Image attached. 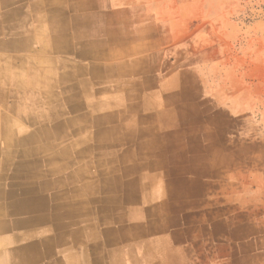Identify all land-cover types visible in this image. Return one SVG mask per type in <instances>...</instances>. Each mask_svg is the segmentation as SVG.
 Returning <instances> with one entry per match:
<instances>
[{
	"label": "crops",
	"instance_id": "obj_1",
	"mask_svg": "<svg viewBox=\"0 0 264 264\" xmlns=\"http://www.w3.org/2000/svg\"><path fill=\"white\" fill-rule=\"evenodd\" d=\"M196 21L179 0H0V264H199L218 90Z\"/></svg>",
	"mask_w": 264,
	"mask_h": 264
},
{
	"label": "rangeland",
	"instance_id": "obj_2",
	"mask_svg": "<svg viewBox=\"0 0 264 264\" xmlns=\"http://www.w3.org/2000/svg\"><path fill=\"white\" fill-rule=\"evenodd\" d=\"M179 1L201 26V43L187 45L200 59L201 84L218 90L212 103L207 94L201 116L211 147L203 144L193 162L211 202L202 205L203 218L186 224L201 247L196 261L264 264V0Z\"/></svg>",
	"mask_w": 264,
	"mask_h": 264
}]
</instances>
